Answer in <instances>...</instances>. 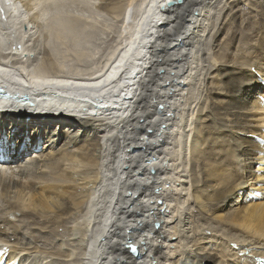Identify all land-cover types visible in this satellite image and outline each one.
<instances>
[{"label": "bare ground", "instance_id": "1", "mask_svg": "<svg viewBox=\"0 0 264 264\" xmlns=\"http://www.w3.org/2000/svg\"><path fill=\"white\" fill-rule=\"evenodd\" d=\"M102 1L119 43L102 69L73 78L63 72L91 65L102 34L88 2L0 0L12 30L38 11L16 41L0 29V85L35 103L0 99V264H46L47 242L69 260L78 247L72 264H257L264 0ZM222 3L226 21L207 39ZM241 6L252 30L239 24L237 38L228 28ZM37 24L44 55L30 64L20 42ZM127 244L146 254L132 259Z\"/></svg>", "mask_w": 264, "mask_h": 264}, {"label": "rangeland", "instance_id": "2", "mask_svg": "<svg viewBox=\"0 0 264 264\" xmlns=\"http://www.w3.org/2000/svg\"><path fill=\"white\" fill-rule=\"evenodd\" d=\"M85 1L88 2V4L91 6V8L94 11V13L98 16L97 17L98 18V22H99L98 27L101 30L102 34H100V36L98 38H96V40L92 41V43H93L92 46H94L96 50H95V53H94L95 55L93 56V60L91 62H89L91 65L79 64L78 66H76V65H73L74 63L73 64L70 63V66H69L68 70L63 72V75H66L68 77H73V78H84L86 76L88 77L89 74L91 75L92 72H94V71L96 72L99 69H102L106 65V61L109 60V58L107 56L111 52L112 47H113V49H116L117 45H118V44L116 45V43H119V40H120L118 38V33H119V30H120L119 19L116 17L115 14H112L113 11L110 12V10L108 8H100V7H102L101 3L103 4L105 2L102 1V0L101 1L100 0H85ZM123 4H125V0L124 1L122 0L121 1V5L118 4V6H116V8L121 7ZM223 4L224 3L219 4L218 7L215 6V8H212V10H211L212 12H211V15H210V19L212 21H209V22L210 23L212 22V23L210 24L208 22L209 24H208V27L206 28V33H207L208 30H210L209 32H210L211 35L208 34V36L206 37L207 39H208V37H212L213 36V32L217 29V26H219V23L221 21H223V20L226 21V17H227V15H226V7H227V4L225 6H223ZM243 9H244V11H243ZM37 12L38 11L36 9L35 12H34V15H36ZM215 12H217V13H215ZM247 13H248L247 7L246 6H243V7L241 6V7H239V11L236 13V15H237L236 18H231V19L229 18L231 20V23H233V25H231L229 28L228 27L227 28L231 29V31L236 33L237 38H238V34H239V31H238L239 27L238 26H239V24L243 23V19H245L246 16L248 15ZM31 14L32 13H30L27 16L28 19L30 17L34 16L33 14L32 15ZM85 16H87V15L84 14V17ZM216 18H217V23H216L217 26H216L215 30L212 31L211 28L213 27L214 23L216 22V20H215ZM241 18H242V20H241ZM28 19L24 22L23 25H21V21H20V25L19 24H18L19 26L16 25V26H18V28H14V30H12L11 26H8V23L6 25L2 24L0 26V29H2V32L4 34H6V36H8L9 34H12V37L16 41L17 38H18L17 34H19L20 37H21V33H20V32H22V27L21 26H26ZM241 26H242V31L243 32H247V31L250 32V30H252V29H250V28H252L251 24L250 25H246L247 27L246 26L244 27L241 24L240 28H241ZM4 29H5V31H3ZM6 30H10V32H6ZM226 33H227V31H224L222 33V35L220 36V38L218 39V40H220V44L223 43V45H224L226 43V41H225L226 39L225 40L223 39V38L226 37ZM25 34H26V38H24L20 42L21 43L20 46L21 47L23 46V49H24L23 50L24 55L22 56V60H23V62H27V63H30V64H35L36 62L39 63L41 58H42V56L44 55L43 54V49H44V46H45V37H44L45 29H44L43 26L38 25V24L37 25H32V26L28 25V32H26ZM117 39H118V41H117ZM223 41H225V43ZM235 45L237 46V44H235ZM233 49H235V48H233ZM233 49L231 51H233ZM3 52H6V51L0 50L1 54ZM74 114H75V111H74ZM66 116H72V114H66ZM184 135L185 134H182V136L180 137L181 140L185 139ZM182 137H184V138H182ZM62 234H63V231H62ZM58 238L62 239L61 237H58ZM58 245H61V243L58 242L57 244H50L49 242H47L45 247L46 246H48V247H46V248L44 247V249H41V252L43 251V253L45 254V255L43 254V256H45L44 258H46V256H48L46 258L47 261L45 259L46 264H50L51 261H52L51 264H72L73 262H75V261H73L75 258H77V255H75V254H78L77 253L78 251L80 253V250L78 249V247H76L78 250L74 248V253L75 254L69 260L66 257L65 258L62 257L63 255L67 254V252H66V250H65V252H63L64 248L61 251L57 247ZM65 247L69 248V245H66V243H65ZM51 254L54 255V257L51 256ZM39 255H42V254H39ZM71 260H72V262H71Z\"/></svg>", "mask_w": 264, "mask_h": 264}, {"label": "water", "instance_id": "3", "mask_svg": "<svg viewBox=\"0 0 264 264\" xmlns=\"http://www.w3.org/2000/svg\"><path fill=\"white\" fill-rule=\"evenodd\" d=\"M179 3H181V0H175L174 3H173V2H168L167 5H168V6H170V5L173 6V5H175V4H179ZM127 195H129V194L127 193L126 196H127ZM158 203L161 204L160 201H159ZM163 224H164V223H163ZM154 227H155V229H158V228L161 227V224L158 223V222H156V223H154ZM140 246L142 247V249H141L140 252H138L136 246L126 245L125 247L128 249V252H129L130 255H133V256H139V255H140V256H144L145 253H146V249H145V247H144V244H141Z\"/></svg>", "mask_w": 264, "mask_h": 264}, {"label": "snow or ice", "instance_id": "4", "mask_svg": "<svg viewBox=\"0 0 264 264\" xmlns=\"http://www.w3.org/2000/svg\"><path fill=\"white\" fill-rule=\"evenodd\" d=\"M54 82V81H53Z\"/></svg>", "mask_w": 264, "mask_h": 264}]
</instances>
